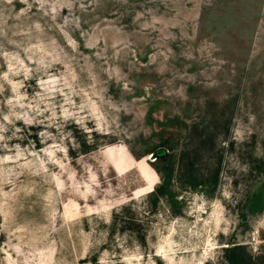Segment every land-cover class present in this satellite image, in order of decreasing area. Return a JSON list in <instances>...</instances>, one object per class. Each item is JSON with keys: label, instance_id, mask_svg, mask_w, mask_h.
Returning a JSON list of instances; mask_svg holds the SVG:
<instances>
[{"label": "rangeland", "instance_id": "1", "mask_svg": "<svg viewBox=\"0 0 264 264\" xmlns=\"http://www.w3.org/2000/svg\"><path fill=\"white\" fill-rule=\"evenodd\" d=\"M237 243L264 258V0H0V264Z\"/></svg>", "mask_w": 264, "mask_h": 264}, {"label": "trees", "instance_id": "2", "mask_svg": "<svg viewBox=\"0 0 264 264\" xmlns=\"http://www.w3.org/2000/svg\"><path fill=\"white\" fill-rule=\"evenodd\" d=\"M167 121L171 123V121H176V118L174 120L168 119ZM179 123L181 128L186 127L184 122ZM167 125L170 126L172 124L167 123ZM167 151V149L163 148L149 151L156 155L154 159L162 164L160 168L162 172V183L153 190V193L155 195L165 196L173 213L177 215L181 214V209L179 208L180 201L177 200V195L172 192L171 189L174 180V169L172 165V156L169 155ZM165 155H167V157ZM196 185V182H190L191 187H195ZM225 256L227 264H264V258L261 261L253 259L252 256L246 252L245 245L243 244L237 243L233 246L226 247Z\"/></svg>", "mask_w": 264, "mask_h": 264}, {"label": "water", "instance_id": "3", "mask_svg": "<svg viewBox=\"0 0 264 264\" xmlns=\"http://www.w3.org/2000/svg\"><path fill=\"white\" fill-rule=\"evenodd\" d=\"M156 157V155H153V157L151 159H154Z\"/></svg>", "mask_w": 264, "mask_h": 264}, {"label": "built area", "instance_id": "4", "mask_svg": "<svg viewBox=\"0 0 264 264\" xmlns=\"http://www.w3.org/2000/svg\"><path fill=\"white\" fill-rule=\"evenodd\" d=\"M253 240H256V238H253Z\"/></svg>", "mask_w": 264, "mask_h": 264}]
</instances>
